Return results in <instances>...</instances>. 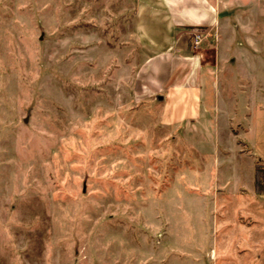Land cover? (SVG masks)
Returning <instances> with one entry per match:
<instances>
[{
	"label": "rangeland",
	"instance_id": "374dc122",
	"mask_svg": "<svg viewBox=\"0 0 264 264\" xmlns=\"http://www.w3.org/2000/svg\"><path fill=\"white\" fill-rule=\"evenodd\" d=\"M153 7L0 0V264H264V39L199 56L205 117L164 127L132 98Z\"/></svg>",
	"mask_w": 264,
	"mask_h": 264
},
{
	"label": "crops",
	"instance_id": "0c3cea01",
	"mask_svg": "<svg viewBox=\"0 0 264 264\" xmlns=\"http://www.w3.org/2000/svg\"><path fill=\"white\" fill-rule=\"evenodd\" d=\"M153 1L164 12L172 38L162 47L145 51L134 75L132 98L135 102L153 99L160 103L162 126L190 128L205 117L202 94L216 81L210 76L214 64L202 62L199 56L214 51L218 55L224 36L233 46L245 44L240 54L256 53L255 48L252 50L254 41L264 39V0H139L145 18L141 24L155 19ZM198 29L208 30L210 36L199 50H193L191 33Z\"/></svg>",
	"mask_w": 264,
	"mask_h": 264
},
{
	"label": "built area",
	"instance_id": "2783aa9c",
	"mask_svg": "<svg viewBox=\"0 0 264 264\" xmlns=\"http://www.w3.org/2000/svg\"><path fill=\"white\" fill-rule=\"evenodd\" d=\"M210 36L208 30H195L191 33V46L193 50H199L204 40Z\"/></svg>",
	"mask_w": 264,
	"mask_h": 264
}]
</instances>
